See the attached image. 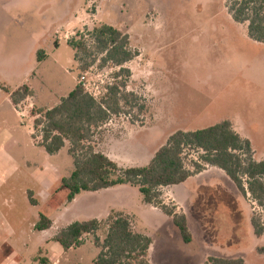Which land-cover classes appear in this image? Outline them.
Returning a JSON list of instances; mask_svg holds the SVG:
<instances>
[{
    "label": "rangeland",
    "instance_id": "rangeland-1",
    "mask_svg": "<svg viewBox=\"0 0 264 264\" xmlns=\"http://www.w3.org/2000/svg\"><path fill=\"white\" fill-rule=\"evenodd\" d=\"M230 1L0 0V234L27 263L40 245L50 262L93 264L100 250L92 236L65 253L59 244L42 241L69 220L105 221L110 213L122 212L134 232L151 239L150 264H204L209 257L264 264V233L255 236L250 224L255 216L264 227V209L244 199L221 170L208 166L161 190L164 204L187 218L192 242L186 245L171 218L145 204L130 185L113 187L111 195L94 202L81 193L84 198L68 213L67 192L57 181L74 168L69 144L49 155L30 136L33 107L57 106L79 82L100 99L115 82L119 69L110 64L99 68L100 61L81 74L68 45L78 34L106 24L128 35L130 47L139 53L124 66L130 77L117 80L125 81L124 91L137 99H130L133 108L122 102L123 112L95 131V151L123 168L146 166L174 132L228 120L250 140L254 160L264 159V44L248 37L246 23L233 21ZM40 50L44 59L38 62ZM22 85L30 87L32 97L16 109L7 92ZM196 157L188 153V169ZM48 181L56 186L45 200ZM27 191L42 199L37 206L28 203ZM40 213L56 224L37 233L33 225ZM105 234L104 225L97 236L103 240ZM17 238L28 247L16 243Z\"/></svg>",
    "mask_w": 264,
    "mask_h": 264
},
{
    "label": "trees",
    "instance_id": "trees-1",
    "mask_svg": "<svg viewBox=\"0 0 264 264\" xmlns=\"http://www.w3.org/2000/svg\"><path fill=\"white\" fill-rule=\"evenodd\" d=\"M228 12L235 23L247 24V35L252 41L264 44V0H231ZM78 36L79 39H71L68 45L74 51L73 58L81 74L88 73L97 61H100L99 68L110 64L119 70L114 74L115 82L106 87L100 99L79 82L57 106L51 109L33 107L31 110L33 131L30 136L35 146L54 155L66 143L69 144L68 154L74 168L59 183V188L67 191L66 202H72L84 192H98L122 185L137 187L143 202L171 218L182 242L188 245L192 242V235L187 218L177 213L174 207L164 204L161 190L180 185L209 166L221 170L244 199L264 209V159L254 160L250 140L241 137L228 120L194 131L174 132L146 166L123 168L105 154L95 151L91 146L95 131L112 116L123 112L122 102L133 108L130 99L136 100L137 97L124 91L125 81L117 80L130 77V70L124 66L139 53L130 47L128 35L106 24ZM43 59L44 51L40 50L37 61ZM7 93L16 109L20 102L32 97L28 85ZM188 153L197 155L195 161H191L192 170L186 167ZM27 195L31 205H36L32 193ZM250 224L255 236H262L264 227L260 220L253 216ZM104 225L105 238L100 240L97 233ZM51 226L52 221L40 215L35 229L44 231ZM86 236H92L95 247L100 250L93 264H150L148 251L151 239L134 232L129 218L123 213L112 212L105 221L73 222L59 230L53 240L68 251L80 247ZM40 263L46 264L43 260ZM204 264H244V261L241 258L209 257Z\"/></svg>",
    "mask_w": 264,
    "mask_h": 264
},
{
    "label": "crops",
    "instance_id": "crops-1",
    "mask_svg": "<svg viewBox=\"0 0 264 264\" xmlns=\"http://www.w3.org/2000/svg\"><path fill=\"white\" fill-rule=\"evenodd\" d=\"M9 97V96H8ZM10 100V99H9ZM32 127V126H31ZM32 129V128H31ZM31 141H32V139H31ZM32 144H33V142H32ZM34 145V144H33ZM35 146V145H34ZM35 147H37V146H35ZM39 148V147H38ZM0 149H1V145H0ZM40 149H42V148H40ZM70 175V174H69ZM62 179V178H61ZM61 179H59L57 182H59L60 183V180ZM49 182H51V181H48V184H49V186L45 189V192L42 194V196L45 198V200H46V196H47V192H48V190L51 188V187H53V186H56V184H52L51 185V183H49ZM53 182L55 183L56 182V179L55 178H53ZM168 188V187H167ZM63 190V189H62ZM28 192H31L32 193V198L37 202V204L36 205H31V203H30V201H29V198H28ZM67 192V191H66ZM111 192H113V190L110 188V189H106V190H102V191H98V192H84V193H87L88 195H83V196H85V198H87V199H89L90 201H92V202H94V201H100L101 199H103L104 197H106L108 194H110ZM111 195V194H110ZM26 196H27V199H28V203L31 205V206H37L38 205V203H39V200H40V202H41V198H36L35 199V197H34V193L32 192V191H27L26 192ZM66 196H67V194H66ZM80 196L78 195L72 202H70V203H68V206L67 207H65L64 208V210H66V211H68V210H70V207H72L74 204H76L77 202H78V198H79ZM80 198H84V197H80ZM38 199V200H37ZM103 207H105V205L103 206ZM111 210V208L109 207L108 209H104L103 211V213H104V215H105V212L106 211H110ZM112 211H114V210H112ZM70 211H68V213H69ZM122 213V212H121ZM40 215H44V216H46L48 219H50L49 217H48V215H46V214H43V213H40L39 214V216H38V220H37V222L39 221V217H40ZM106 216V215H105ZM108 217V216H107ZM93 219H97V218H93ZM51 221H52V226L53 225H55L56 224V219H50ZM89 220H91V219H89ZM98 220V219H97ZM85 221H87V220H85ZM36 222V223H37ZM74 221H72V220H69V221H67V222H65L64 223V225L62 226V227H67L69 224H71V223H73ZM76 222V221H75ZM79 222H82V221H79ZM36 223L33 225V229H34V231L35 232H37V233H40V232H44V231H46V230H44V231H37L36 229H35V225H36ZM51 226V227H52ZM50 227V228H51ZM49 228V229H50ZM48 229V230H49ZM61 229H63V228H61ZM60 229V230H61ZM37 233H35L36 234V236L38 235ZM55 235H56V233L54 234V235H50V236H47V237H45L44 239H43V241H42V243H45V244H49V243H52V242H54V243H56L54 240H53V238L55 237ZM18 235H13V237H17ZM87 237H89V236H86V237H84V241H85V239H87ZM8 239H7V237L5 236V235H2V234H0V264H34L35 262H38V263H40V260H43V261H45V263L46 264H61V261L60 260H56V258L53 260L52 259V262H50V261H48V259L46 258V257H44L43 255H44V247L43 246H40L39 245V249H38V251H37V253H36V256L34 257V258H32L31 259V261H30V263H27L26 262V260H24L23 258H21L18 254H17V252H16V249L14 248V247H11V246H7V244H8ZM16 243H22L23 245V247L24 248H27L28 247V245H26V244H24L21 240H20V238H17V240H16ZM58 244V243H57ZM16 247V246H15ZM62 248V247H61ZM74 249V248H73ZM62 250H63V248H62ZM71 250V249H70ZM70 250H68V251H70ZM55 251V250H54ZM63 252L65 253V252H67V251H64L63 250ZM55 254H56V251H55ZM60 254V253H59ZM41 264V263H40ZM78 264H80V263H78Z\"/></svg>",
    "mask_w": 264,
    "mask_h": 264
},
{
    "label": "built area",
    "instance_id": "built-area-1",
    "mask_svg": "<svg viewBox=\"0 0 264 264\" xmlns=\"http://www.w3.org/2000/svg\"><path fill=\"white\" fill-rule=\"evenodd\" d=\"M83 78V77H82ZM84 86H85V84L83 83V82H81ZM86 88V87H85ZM87 90V89H86ZM96 98V97H95Z\"/></svg>",
    "mask_w": 264,
    "mask_h": 264
}]
</instances>
